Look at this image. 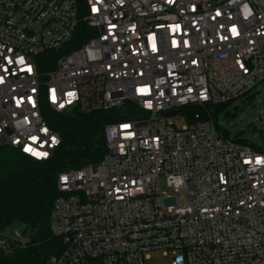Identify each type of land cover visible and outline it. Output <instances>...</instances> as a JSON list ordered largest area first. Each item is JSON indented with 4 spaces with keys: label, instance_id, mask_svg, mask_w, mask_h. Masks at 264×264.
Masks as SVG:
<instances>
[{
    "label": "built area",
    "instance_id": "obj_1",
    "mask_svg": "<svg viewBox=\"0 0 264 264\" xmlns=\"http://www.w3.org/2000/svg\"><path fill=\"white\" fill-rule=\"evenodd\" d=\"M81 23L89 38L69 48ZM263 83L264 0H0V144L47 160L62 141L52 112L140 111L106 125L102 160L59 173L49 264L158 250L169 264H264V151L201 111L172 121ZM31 243L26 227L0 230L2 253Z\"/></svg>",
    "mask_w": 264,
    "mask_h": 264
},
{
    "label": "trees",
    "instance_id": "obj_2",
    "mask_svg": "<svg viewBox=\"0 0 264 264\" xmlns=\"http://www.w3.org/2000/svg\"><path fill=\"white\" fill-rule=\"evenodd\" d=\"M83 6L85 0H78ZM89 27L81 23L76 38L69 48L78 47L89 38ZM66 48L51 50L52 66ZM258 93H249L248 98ZM235 101L208 105L209 114L200 106H185L181 109L194 121V113L201 111L203 117L212 118L218 129L228 138L230 130L219 124L220 115H230L229 105ZM140 112L134 102L112 110L84 111L77 107L73 112H52L50 124L62 138L55 153L47 160L30 157L17 148L0 144V230L23 226L30 230L33 243L27 248L11 254L0 252V264H49L51 255L63 248L61 238L51 230V214L58 195V175L64 170L79 168L103 159L106 151L105 127L109 122L132 118ZM232 113H234L232 111ZM243 144L254 145L236 137L231 138ZM264 151L261 147H254Z\"/></svg>",
    "mask_w": 264,
    "mask_h": 264
},
{
    "label": "rangeland",
    "instance_id": "obj_3",
    "mask_svg": "<svg viewBox=\"0 0 264 264\" xmlns=\"http://www.w3.org/2000/svg\"><path fill=\"white\" fill-rule=\"evenodd\" d=\"M258 92L259 94L251 99L243 96L230 104L231 114H221L219 124L224 129L230 130L231 138L239 137L254 147L264 149V83L251 93ZM172 121L178 127L189 123L187 115L183 112L173 117ZM254 125L258 127L257 132L252 131ZM163 188L167 189L164 180ZM18 228H21V225ZM146 264H169V257L160 250L154 251L150 259L146 260Z\"/></svg>",
    "mask_w": 264,
    "mask_h": 264
},
{
    "label": "water",
    "instance_id": "obj_4",
    "mask_svg": "<svg viewBox=\"0 0 264 264\" xmlns=\"http://www.w3.org/2000/svg\"><path fill=\"white\" fill-rule=\"evenodd\" d=\"M67 112H68V113L73 112V106L69 107V108L67 109ZM176 113H177V111H176V110H173V111H170V112H166L165 115H166V116H173V115H175ZM252 131L257 132V131H258V127H257L256 125L252 126ZM33 242H34V240H33Z\"/></svg>",
    "mask_w": 264,
    "mask_h": 264
},
{
    "label": "snow or ice",
    "instance_id": "obj_5",
    "mask_svg": "<svg viewBox=\"0 0 264 264\" xmlns=\"http://www.w3.org/2000/svg\"><path fill=\"white\" fill-rule=\"evenodd\" d=\"M233 31L235 32V29H233ZM46 155V154H45Z\"/></svg>",
    "mask_w": 264,
    "mask_h": 264
}]
</instances>
